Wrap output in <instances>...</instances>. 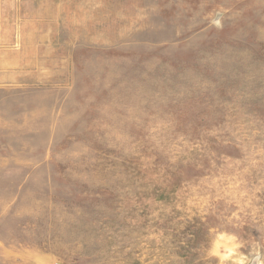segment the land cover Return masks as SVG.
Instances as JSON below:
<instances>
[{
    "label": "rangeland",
    "instance_id": "rangeland-1",
    "mask_svg": "<svg viewBox=\"0 0 264 264\" xmlns=\"http://www.w3.org/2000/svg\"><path fill=\"white\" fill-rule=\"evenodd\" d=\"M0 264H264V0H0Z\"/></svg>",
    "mask_w": 264,
    "mask_h": 264
}]
</instances>
